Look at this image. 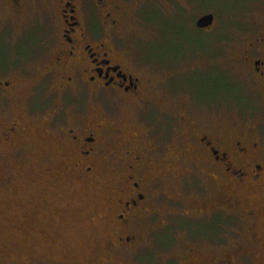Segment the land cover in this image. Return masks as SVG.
<instances>
[{"label": "flooded vegetation", "instance_id": "flooded-vegetation-1", "mask_svg": "<svg viewBox=\"0 0 264 264\" xmlns=\"http://www.w3.org/2000/svg\"><path fill=\"white\" fill-rule=\"evenodd\" d=\"M140 6L141 0H0V184L12 183L10 188L22 193L16 182L27 168L32 184L67 179L93 189L111 165L110 197L104 205L85 203L103 207L97 221L112 232L109 249L135 258L144 250L140 226L158 223L164 204L177 211L167 230L196 238L201 228L210 229L187 247L184 264L246 262L242 243L210 259H196L195 251L201 244L224 248L229 244L224 234L209 236L214 231L240 236L237 229L245 226L253 242L264 244V21L253 31L222 32L231 48L210 62L222 69L221 51L232 50L224 59L229 68L221 71L229 85L215 102L186 103L179 115L150 100L153 94L172 98L174 90L144 81L146 67L125 46ZM201 17L196 29L212 35L216 18L200 29ZM219 104L256 126L221 133L209 116L221 110ZM125 106L133 107L137 128L121 136L117 119ZM198 109L205 119L194 115ZM143 139L154 143L145 146ZM177 141L181 148L172 149ZM163 159L165 169L152 171ZM164 179L179 180L188 198H198L192 214L185 213L181 198L162 195ZM2 221L13 227L23 223L14 217ZM30 264L48 262L43 255Z\"/></svg>", "mask_w": 264, "mask_h": 264}, {"label": "rangeland", "instance_id": "rangeland-1", "mask_svg": "<svg viewBox=\"0 0 264 264\" xmlns=\"http://www.w3.org/2000/svg\"><path fill=\"white\" fill-rule=\"evenodd\" d=\"M140 8L128 25L125 46L131 57L146 67L144 81L154 86L164 82L165 86L174 90L175 96L172 98V94H153L150 100L161 102L165 108L172 107L179 115H184L183 105L186 103L200 105L202 102H215L222 96L225 86L229 85V78L221 71L229 68L224 65V59L232 50L221 51V54H225L218 65L222 69L210 62L221 49L230 47L226 44L232 40L223 39L225 36L222 32L253 31L264 21V0H141ZM208 14L216 18L217 27L212 35L196 29V20ZM219 106L221 110L210 112L209 116L221 133L229 134L256 126L257 122H243L228 108L222 104ZM193 112L205 119L206 114L201 110ZM135 116L132 106H125L121 110L117 119L121 136L129 135L137 128L133 123ZM143 141L149 147L154 143L147 139ZM178 142L173 143L171 148L180 149ZM166 165L165 159L159 160L152 171L164 170ZM110 166H106L103 182L93 189L67 179L32 184L26 179L27 172L32 169L27 168L23 169L22 178L16 182L23 189L22 193L12 190V183L7 188L0 184V218H21L23 222L19 227H13L12 222H0V264H30L43 255L48 264H184L181 258L188 253L187 247H193L194 240L200 239L198 234L211 232L209 228H201L195 238L186 231L167 230L166 223L175 221L171 216L177 211L164 204L158 207L161 215L158 223L144 224L139 228L144 247L140 255L132 259L107 247L106 241L111 239L112 232L97 221V217L105 211L103 207L86 208L85 203L87 206L96 203L104 205L110 197L108 189L115 185L114 177L109 175ZM159 185L163 196L181 198L186 206L185 213L192 214L198 198H188L179 180L164 179ZM21 207L26 218L21 215ZM63 208L69 209V213L65 211V215H60L58 209ZM248 230L247 226L237 229L240 236L231 235L229 231H214L209 237L224 234V242L229 244H225L224 248L201 244L196 248V259H210L226 251L231 253L238 245L244 244L242 246L249 255L248 259L246 262L240 260L243 258L236 259L235 263L264 264V244L253 242ZM49 231L55 233L51 239L45 238ZM150 231L155 232L152 234Z\"/></svg>", "mask_w": 264, "mask_h": 264}, {"label": "water", "instance_id": "water-1", "mask_svg": "<svg viewBox=\"0 0 264 264\" xmlns=\"http://www.w3.org/2000/svg\"><path fill=\"white\" fill-rule=\"evenodd\" d=\"M215 16L213 14L203 15L197 22V27L200 29L212 26Z\"/></svg>", "mask_w": 264, "mask_h": 264}]
</instances>
